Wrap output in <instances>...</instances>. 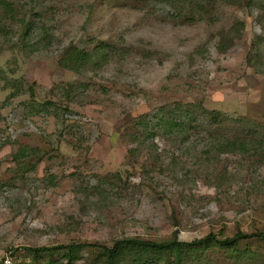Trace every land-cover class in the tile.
<instances>
[{"label":"rangeland","instance_id":"rangeland-1","mask_svg":"<svg viewBox=\"0 0 264 264\" xmlns=\"http://www.w3.org/2000/svg\"><path fill=\"white\" fill-rule=\"evenodd\" d=\"M5 2L0 261L106 264L94 249L33 250L264 233V0ZM102 43L107 62L81 69ZM200 254L186 264H264V239Z\"/></svg>","mask_w":264,"mask_h":264},{"label":"trees","instance_id":"trees-1","mask_svg":"<svg viewBox=\"0 0 264 264\" xmlns=\"http://www.w3.org/2000/svg\"><path fill=\"white\" fill-rule=\"evenodd\" d=\"M235 1V0H234ZM2 5H6L5 0H0V7ZM8 6V5H7ZM175 15L178 17H181V12H177ZM27 20H23L25 23ZM23 23V25H24ZM27 26V33H29L31 30L30 23H26ZM112 48L102 43L100 46L94 49L92 53L88 52H82L80 56V61L78 63V66L80 68H85L90 66L91 62L95 61H102L105 60V63L107 62L106 59H108L109 51ZM100 66L104 65V63H99ZM9 86H12V84L8 83ZM49 105V104H48ZM45 108L46 106L43 105ZM42 107V108H43ZM211 115V114H210ZM213 116L217 117L215 119V122L218 121V116L212 114ZM153 126L160 127L159 129H164L165 132L169 135H172L174 137H185L186 133V126L185 123L181 121L176 120H168L166 118H162V120H158L157 124L155 122ZM155 127H152V133L149 134L147 137H153L155 135L154 130ZM251 131V130H250ZM256 133V132H255ZM251 134V132H249ZM234 144V146H242V148L246 147V143H242V145ZM246 144V145H245ZM34 152L37 153V150H34ZM26 154L25 151H20L16 158L24 157ZM264 239V233H256V234H247L240 232L236 235H234L231 238H225V239H219L216 235H208L202 239L194 240L192 242H183L180 241L177 237L174 238L171 241H163V242H154V241H148V240H139V239H123L117 241L112 247H109L107 245H99V244H73L69 246H60L58 248H42V249H34L33 251L36 253L39 252H53V251H66L67 256L71 261L78 260L80 254L85 249H94L99 251L100 259L104 260L106 264H119L120 259L125 253H135L137 254V257L143 258L146 254H156L159 256H168L171 254L174 255L173 264H186L190 260H200L202 255L200 252H205L206 248L210 247H219L224 249L225 251H237L240 244L245 241H249L252 239ZM32 250V249H31ZM156 263V261L152 262Z\"/></svg>","mask_w":264,"mask_h":264},{"label":"built area","instance_id":"built-area-1","mask_svg":"<svg viewBox=\"0 0 264 264\" xmlns=\"http://www.w3.org/2000/svg\"><path fill=\"white\" fill-rule=\"evenodd\" d=\"M0 264H16L12 253L6 254L0 261Z\"/></svg>","mask_w":264,"mask_h":264}]
</instances>
